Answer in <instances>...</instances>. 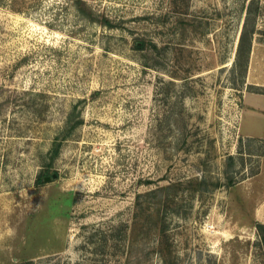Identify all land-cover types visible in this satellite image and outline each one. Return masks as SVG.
Segmentation results:
<instances>
[{
	"label": "rangeland",
	"instance_id": "374dc122",
	"mask_svg": "<svg viewBox=\"0 0 264 264\" xmlns=\"http://www.w3.org/2000/svg\"><path fill=\"white\" fill-rule=\"evenodd\" d=\"M251 1L0 0V264H264Z\"/></svg>",
	"mask_w": 264,
	"mask_h": 264
},
{
	"label": "crops",
	"instance_id": "0c3cea01",
	"mask_svg": "<svg viewBox=\"0 0 264 264\" xmlns=\"http://www.w3.org/2000/svg\"><path fill=\"white\" fill-rule=\"evenodd\" d=\"M253 49V48H252ZM259 55L264 54V44H261L260 47H257ZM253 51V56L251 57V64L249 68V74L254 78V75H257L258 77H255L251 82V84H257L260 86H264V64L261 62H258L259 60L254 58V52H256L255 49L251 50ZM262 63V64H261ZM253 104H251V112H255V115L252 117V123L248 124V129L250 131H255L259 133L260 135L264 133V92L262 94L258 93L253 97ZM252 103V101H251ZM255 103V104H254Z\"/></svg>",
	"mask_w": 264,
	"mask_h": 264
},
{
	"label": "trees",
	"instance_id": "16d2710c",
	"mask_svg": "<svg viewBox=\"0 0 264 264\" xmlns=\"http://www.w3.org/2000/svg\"><path fill=\"white\" fill-rule=\"evenodd\" d=\"M251 2L254 3V0ZM247 16H249V17H247V19L245 20V24H244V27H243V30H242V33L240 36L238 52H237L238 53V55H237L238 59H240L242 57V55L247 56V59H249V55H250V52L252 50V38H253V35L255 32V29L254 28L249 29V25L251 23V21L249 20L250 19V13ZM143 45H144V43H143ZM247 62H248V60H247ZM60 144H61L60 141L58 143H57V141H55V144H54L53 149H52V151L54 152V156L58 154L59 149H60ZM234 159H235V156L230 154L229 155L230 164H232ZM40 181H42L41 176L38 179V182H40ZM257 226H258V229H259V232L261 235L262 243L264 244V223L258 222Z\"/></svg>",
	"mask_w": 264,
	"mask_h": 264
},
{
	"label": "water",
	"instance_id": "95a60500",
	"mask_svg": "<svg viewBox=\"0 0 264 264\" xmlns=\"http://www.w3.org/2000/svg\"><path fill=\"white\" fill-rule=\"evenodd\" d=\"M56 176H57V172H54L52 175H46L44 177V180L49 181V180H51L52 178H54Z\"/></svg>",
	"mask_w": 264,
	"mask_h": 264
}]
</instances>
